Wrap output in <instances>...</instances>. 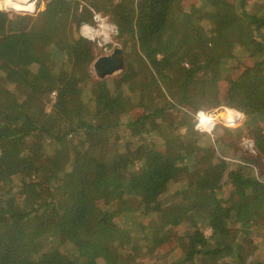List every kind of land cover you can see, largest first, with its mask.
<instances>
[{"label": "trees", "instance_id": "trees-1", "mask_svg": "<svg viewBox=\"0 0 264 264\" xmlns=\"http://www.w3.org/2000/svg\"><path fill=\"white\" fill-rule=\"evenodd\" d=\"M79 1L46 0L27 30L0 11V264H255L264 183L251 158L200 146L187 111L220 99L249 119L215 133L221 153L245 134L264 159V16L248 0L190 14L174 0ZM89 8L118 28L115 77L92 79ZM172 243L182 257L158 262Z\"/></svg>", "mask_w": 264, "mask_h": 264}, {"label": "rangeland", "instance_id": "rangeland-1", "mask_svg": "<svg viewBox=\"0 0 264 264\" xmlns=\"http://www.w3.org/2000/svg\"><path fill=\"white\" fill-rule=\"evenodd\" d=\"M45 1L46 0H43V3H42L41 6L38 5V7H37L38 11L36 13L38 15L35 14L34 16L31 15L32 17L29 16L30 20H29L27 26H24L23 28H19L18 26H10V25H8V28L19 29V30H27V29H29V27L34 22V20L37 19V16H39V17H40V15H41V17L43 16L40 13V9L42 10L44 8V11H45ZM174 1H175L174 10L176 12H178V11L183 12V14H190L192 12L194 13V8L195 7L205 8L207 6V5H205L206 4L205 3L206 0H174ZM229 1H232V0H229ZM79 2L81 4H83V5H84V3H86L85 0L84 1L80 0ZM248 3H249L248 4L249 5L248 10L250 11V13H252V11L254 10L259 15L261 14V15L264 16V0H248ZM4 14H6V13H4ZM45 16H46V14H45ZM45 16H44V18H45ZM8 17L9 16L7 15V19H8ZM14 22L17 23L18 20L17 21L15 20ZM14 25H18V24H14ZM117 41H118V39H117ZM118 49H121V44L120 43H119ZM95 52H96V49H95ZM100 56H105V55L101 52ZM90 71H91L92 79L93 80H98V78L96 77V75H95V73H94V71L92 69V65H91ZM118 73L119 72L114 73L113 75H111L109 77H115V76H117ZM227 88L228 87H227V85L225 83H221L220 96H221V94L226 92ZM224 108L231 109V108L225 106L223 101H221L220 99H217L215 101H208L206 103L201 104L200 107L197 110H195V111H191V110L187 111L191 116H193V118H194V114L198 110L209 111V112H212L214 114L215 118L217 119V126L212 131V137H211L209 135L200 133V132H198L195 129V118H194V130L197 131V133L199 134V139H200L199 140V145L200 146L208 145V147L211 148V150L213 151V153L215 154L216 157L217 156L219 157L220 155L228 156V157H225V158L222 157V160L227 161V162H230V161L233 160V158L230 157V155H233V154L234 155H238V154L240 155L241 154L244 157H246V160H248V158H251L252 161H254V165L257 168L258 174L259 175L262 174L263 178H264V159H262L260 157L258 150H257V154L255 156H251L250 154L246 153L243 150L242 146H241V142H240L241 139L242 138H247V137L251 138L250 136L242 134L240 137L235 138L234 144H232V143L228 144L226 146V149H225L224 153H221V150H219L217 144H215L214 135H215L216 132H219V134H222L225 131H230V132H234V133L244 132L246 130V126H247V123H248V120H249V119H247V116H245V123L243 124L242 127L237 128V129H231V128L225 127L224 123L222 122V119H221L226 114L225 111H224ZM231 110H234V109H231ZM185 131H186L185 129H181V133H184ZM67 139H68V143H69L70 150H71V156H70V162L67 165L66 170H65V175H66V177H68V176L70 177L71 176V172H72V168H73V162H74L73 142H72L71 136H68ZM235 150H237V152ZM214 163L217 164L218 162L215 160ZM237 231L238 230H236V232ZM202 233H203V235L205 237H208L211 234V230L206 226V227H204L202 229ZM256 242H258V243L255 246L256 247L255 255H253L251 257L252 258L251 261H252V263L254 262L255 264H264V225H263V227H261V229L259 230V233H257V235H256L254 243H256ZM173 245H174V243L168 244V245L165 244L162 247V249L160 250V253H157V255H156L158 262L159 261H163V260L175 261V260H177V259L182 257L180 248H178V246H176V245L175 246H173ZM145 261L148 264V258Z\"/></svg>", "mask_w": 264, "mask_h": 264}, {"label": "built area", "instance_id": "built-area-1", "mask_svg": "<svg viewBox=\"0 0 264 264\" xmlns=\"http://www.w3.org/2000/svg\"><path fill=\"white\" fill-rule=\"evenodd\" d=\"M26 0H23L25 3ZM33 5L35 6L34 12H26L30 15L36 14L38 11V5H42L43 0H32ZM11 4H22V0H0V11L6 13L9 17L12 16L14 21L20 20L19 13L17 10H22L23 6L19 5L17 10L12 9ZM83 9V4L78 5V11L81 12ZM36 11V12H35ZM91 14L90 22H83L79 27V35L94 44V46L100 50L105 56L110 55L115 48L119 47V43L116 40V36L118 35V28L115 24H113L109 18L101 13L89 8ZM25 13V12H24ZM38 15V14H36ZM8 17V21H9ZM232 111L236 114V119H232L228 114ZM225 117L221 118L225 127L231 129H237L243 126L245 123V115L231 109L224 108ZM195 118V129L203 134L209 135L212 137V131L217 126V119L214 114L209 111L198 110L194 114ZM248 119V118H247ZM241 146L243 150L250 154L251 156H255L257 154V148L255 142L251 138H242ZM255 171L256 178L264 183V178L258 174L257 168L253 166Z\"/></svg>", "mask_w": 264, "mask_h": 264}, {"label": "water", "instance_id": "water-1", "mask_svg": "<svg viewBox=\"0 0 264 264\" xmlns=\"http://www.w3.org/2000/svg\"><path fill=\"white\" fill-rule=\"evenodd\" d=\"M124 67L121 49L115 48L110 55L99 56L92 64L96 77L105 79L114 73L120 72Z\"/></svg>", "mask_w": 264, "mask_h": 264}, {"label": "bare ground", "instance_id": "bare-ground-1", "mask_svg": "<svg viewBox=\"0 0 264 264\" xmlns=\"http://www.w3.org/2000/svg\"><path fill=\"white\" fill-rule=\"evenodd\" d=\"M19 5L23 6L22 10H17ZM11 7H13L12 9L17 10V12H20L19 14H28L26 12H34V10H35V6L33 5L32 0H26L25 3L22 0V4H18V6L15 5V4H11ZM32 15H34V14H32ZM228 112H230L228 114L231 116V118L235 120L236 119V114L234 112H232V111H228Z\"/></svg>", "mask_w": 264, "mask_h": 264}, {"label": "crops", "instance_id": "crops-1", "mask_svg": "<svg viewBox=\"0 0 264 264\" xmlns=\"http://www.w3.org/2000/svg\"><path fill=\"white\" fill-rule=\"evenodd\" d=\"M44 13L46 14V12L44 11ZM48 17H47V14H46V16H45V18H44V16H42V19H47ZM7 25H9V21H8V19H7ZM81 37V36H80ZM82 38V37H81ZM85 40V39H84ZM87 41V40H86ZM89 42V41H88ZM98 58V57H97Z\"/></svg>", "mask_w": 264, "mask_h": 264}]
</instances>
